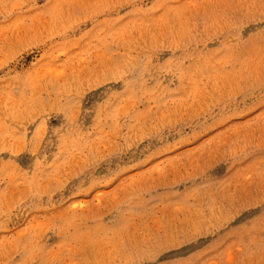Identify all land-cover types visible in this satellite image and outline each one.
Segmentation results:
<instances>
[{
  "label": "rangeland",
  "instance_id": "1",
  "mask_svg": "<svg viewBox=\"0 0 264 264\" xmlns=\"http://www.w3.org/2000/svg\"><path fill=\"white\" fill-rule=\"evenodd\" d=\"M0 264H264V0H0Z\"/></svg>",
  "mask_w": 264,
  "mask_h": 264
}]
</instances>
